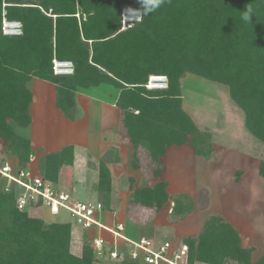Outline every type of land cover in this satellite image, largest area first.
Here are the masks:
<instances>
[{"label": "trees", "instance_id": "1", "mask_svg": "<svg viewBox=\"0 0 264 264\" xmlns=\"http://www.w3.org/2000/svg\"><path fill=\"white\" fill-rule=\"evenodd\" d=\"M137 0H0V155L27 166L30 141L15 131L31 122L32 78L52 83L56 107L76 116L77 88L102 84L118 90L120 134L130 146L129 167L140 169V148L149 151L153 176L161 174L167 148L189 144L198 156L212 153L210 135L197 129L181 107L180 80L186 74L225 85L241 110L244 127L264 144V0H165L139 23L120 31L123 8H140ZM251 9L249 21L243 13ZM19 21L22 34L1 33L2 18ZM70 61L71 76H55L52 60ZM165 75L166 90H147L149 76ZM73 165V147L46 154L39 174L56 186L62 167ZM264 179V161L258 164ZM238 175V173L236 174ZM237 178V177H236ZM164 181L138 186L127 177V212L136 220L138 208L160 211L168 201ZM97 189L101 205L110 208L111 177L100 163ZM39 204L18 210L14 194L0 191V264H98L88 241L80 256L70 251V223H46ZM192 211V200L178 196L173 216ZM90 241V240H89ZM186 264H264L252 260L238 231L211 215L200 231L180 238ZM109 264H139L129 260Z\"/></svg>", "mask_w": 264, "mask_h": 264}, {"label": "crops", "instance_id": "2", "mask_svg": "<svg viewBox=\"0 0 264 264\" xmlns=\"http://www.w3.org/2000/svg\"><path fill=\"white\" fill-rule=\"evenodd\" d=\"M27 87L32 93V101L29 107L31 122L28 127H26L29 131V135L28 138L24 137L30 141V148L32 150V161L29 165H33L46 154L56 153L66 146H72L73 165L71 167L64 166L61 168L56 187L60 189L58 187L60 183L62 186H70L71 188H73L74 184H78L83 187L88 182L94 181L92 195H94L99 201L102 198V194L97 189L98 170L100 163H104L108 168L111 177V199L110 208L105 210L99 216V219L106 226H112L118 223L123 224V221L117 222L106 218L107 214L124 218L127 212L126 201L123 207L121 204L119 205V208L116 206V197L118 195L120 197H127L128 195L127 177L129 176L130 170L129 158L131 151L130 146L126 144L124 138H122L120 134L121 115L120 110L115 105L119 93L118 90L106 84L88 89L77 88L74 95L76 116L72 121L67 119L56 107V88L52 83L32 78L28 82ZM181 107L185 111L183 108L182 96ZM195 126L199 131L205 132L204 130L199 129L196 124ZM208 134L210 135V133ZM210 137L213 138L212 135H210ZM214 146L215 145L211 142L212 157L210 156L209 158L196 155L193 147L189 144L167 148L165 154L160 159L162 171L158 178H161L162 176L163 179H160L157 182L164 181L166 183V189L169 195V181H167L165 179L166 177H164L165 172L167 171L166 169L171 166L174 167L177 160L185 162L189 156L195 163H202L205 167L212 164L218 165L219 162L216 160L217 155ZM213 157L215 160L211 159ZM13 160L15 161V159ZM259 162H261V160L252 158L249 155H239L238 163L241 164V168L235 172V178H233L234 176L232 175V180L235 181V183H233L237 189L236 197L232 201L225 199L224 193H218L219 196L223 195V203L218 201L217 206H215L216 201L214 203L211 199L208 206L201 210V207H199L198 196L204 186L198 187L196 184L195 188L192 189L193 193L187 194L194 203V210L186 215L184 220L186 221L190 217H196V215L200 214H204V216L199 221L198 230L194 231V233L190 235L198 233L206 218L211 215L223 218L237 231L239 230V225L241 223L240 220L242 218L241 215L245 212V208L248 209L250 205L251 207H255L256 210L257 207L255 200L251 201L250 195L253 196L251 189L253 185L252 182L256 181L257 184L262 183L260 179L263 178H261L258 174ZM237 173L240 175L236 178ZM113 174L116 176L126 174V192L122 191L121 187L118 189L114 188ZM215 178L217 179L218 176H214L212 181H218L217 183L220 184V180H214ZM247 179L248 182L245 181ZM243 182H245V184H243ZM222 186L221 189H223ZM218 190L220 191V188H218ZM212 191V189L209 190V197H211V194H214V191ZM178 192L179 194L186 195V193L180 191ZM232 208H234V212L237 213L236 218L232 217ZM182 222V220L178 221V223L171 224L169 227L174 230L182 224ZM47 223H52V221ZM196 223H198V221H196ZM85 234L86 236L88 235L87 238H89L93 234L98 235L99 232L96 230L85 231L79 229L73 233V236L71 234L70 251L71 247L76 248V245L80 246L79 254L71 251L73 255L80 256L82 240L85 237ZM100 234L106 237L104 232H100ZM238 234L243 247L253 248L249 239L247 240L246 238H242L240 236V231ZM124 235L132 240L140 238L137 237L127 226H125ZM184 236L187 235H181L178 240Z\"/></svg>", "mask_w": 264, "mask_h": 264}, {"label": "rangeland", "instance_id": "3", "mask_svg": "<svg viewBox=\"0 0 264 264\" xmlns=\"http://www.w3.org/2000/svg\"><path fill=\"white\" fill-rule=\"evenodd\" d=\"M180 88L185 112L199 129L204 130L213 136V138L210 137V143L212 142L215 145L214 148L217 155L216 160L219 162L218 165L212 164L205 167L202 163H195L190 156L185 162L177 160L174 167L171 166L166 169L167 171L165 172L164 177L169 181V195L167 203L160 211H155L150 208H138L136 211V220L128 212H126L124 218L113 216L111 214H107L106 216L107 219L112 221H123V224L129 227L137 237H146L156 245L161 244L164 241L180 245L178 240L179 237L181 235H190L194 233V231H197L199 228V221L204 216V214L196 215V217L192 216L186 221L184 220L186 216H173L171 214L173 202L181 195L178 191L186 193V196L188 197L187 194L193 193L192 189L195 188L196 184L198 187L204 186L198 196L199 207H201V210L208 206L211 199L214 203L216 201L215 206H217L218 201L223 203L224 197L225 199L232 201L237 193V189L234 185L235 181L232 180V175L234 176L235 172L241 168V164L238 163L239 155H249L252 158L264 161V144L255 140L245 129L242 112L231 101L228 94V88L225 85L207 81L191 74H186L180 81ZM15 131L18 135L28 138L29 131L27 128H15ZM140 157L141 162L138 171L132 172L129 167V175L133 174L137 177L138 185L140 187L152 185L155 182L157 183L158 180L163 179L162 176L161 178L153 176L154 166L151 163L149 151L144 146L140 148ZM211 159L215 160L214 157ZM40 161L41 159L31 166L27 165V169H31L34 175H40ZM238 175H236V177H239ZM214 176H218V178H215L214 180H220V184L217 183L218 181H212ZM233 178H235V176ZM260 180L262 183H259V181V184H257L256 181H253L251 187L253 196L250 195V198L251 201L255 200L257 205L256 210L255 207H251L250 205L248 209L245 208V212L241 215L242 218L238 230V232L240 231V236L247 240L249 239L254 248L251 255L252 260L257 259L264 254V179ZM245 181L248 182V179ZM243 184H245V182H243ZM113 186L115 189L121 187L122 191L126 192V174H123L122 176H116L113 174ZM221 186L223 189H221ZM58 187L61 190L69 192L72 197L77 200L90 202L98 201L96 197L92 195L94 181L85 184L83 186L84 188L78 184H74L73 188H71L70 186H62L61 183ZM218 188H220V191ZM210 189L214 191V194L210 195L211 197H209ZM218 193H224L226 196H219ZM128 197L129 193L127 197H120L118 195L116 197V206L119 208V205L121 204L123 207L125 201L127 203ZM100 201L101 199L99 202ZM193 210L194 203L192 201V211ZM231 210H233L232 217L236 218L237 213L234 212L235 209L232 208ZM40 212L46 223L50 221L57 223H70L72 226V236L73 233L81 229L79 226L75 225L69 213L63 209L59 210L56 217L50 215L47 207H42ZM181 220L184 223L182 222V224L174 230L169 227L171 224H176ZM196 221H198V223H196ZM87 236L85 234V237L82 240V245L85 240L89 242L90 237L87 238ZM71 251L79 254L80 246L76 245V248L71 247ZM102 264L109 263L108 261H104ZM159 264L163 263L159 262Z\"/></svg>", "mask_w": 264, "mask_h": 264}, {"label": "built area", "instance_id": "4", "mask_svg": "<svg viewBox=\"0 0 264 264\" xmlns=\"http://www.w3.org/2000/svg\"><path fill=\"white\" fill-rule=\"evenodd\" d=\"M120 12V30H126L139 23L141 15L124 16ZM134 9V8H133ZM1 33L6 37H18L22 34L19 21L2 18ZM74 67L70 61L52 60V73L55 76H71ZM168 79L165 75H152L145 84L147 90H166ZM32 161V157L27 165ZM0 191L14 194V205L18 210H26L37 204L47 207L50 215L56 217L60 209L67 211L75 225L82 230H96L98 235H91L89 245L98 264L104 261L120 262L129 260L139 264H186L185 247L164 241L156 245L146 237L136 240L124 235L125 226L121 223L104 225L99 216L105 211L99 201H80L64 190L46 182L40 175H34L27 166L21 168L16 161L0 155ZM104 232L106 237L101 235ZM128 248V249H127Z\"/></svg>", "mask_w": 264, "mask_h": 264}, {"label": "clouds", "instance_id": "5", "mask_svg": "<svg viewBox=\"0 0 264 264\" xmlns=\"http://www.w3.org/2000/svg\"><path fill=\"white\" fill-rule=\"evenodd\" d=\"M137 3L141 7L137 9L126 8L124 10V16L136 17L137 15H147L161 7L165 3V0H137ZM250 14H252L251 9L246 10L242 15V19L249 21Z\"/></svg>", "mask_w": 264, "mask_h": 264}]
</instances>
